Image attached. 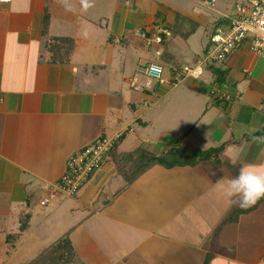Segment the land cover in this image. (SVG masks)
I'll use <instances>...</instances> for the list:
<instances>
[{
	"label": "crops",
	"instance_id": "0c3cea01",
	"mask_svg": "<svg viewBox=\"0 0 264 264\" xmlns=\"http://www.w3.org/2000/svg\"><path fill=\"white\" fill-rule=\"evenodd\" d=\"M18 1L0 0V160L9 165L4 174L10 184L9 203L0 210V242L6 245L0 247V264H27L34 253L38 256L66 234L74 251L70 264H203L207 255V264H264V201L231 222L227 218L240 206L239 197L229 201L218 189L219 182L241 169L264 171V132L258 133L264 129V95L220 92L212 75L211 82L201 75L168 89L124 75L127 49L133 48L139 62L153 58L146 64L161 65L164 78L172 81L176 70L202 55L207 44L204 33L200 36L202 21L187 17L198 26L184 36L187 24L168 18L163 27L154 22L162 21L158 17L140 30L126 26L119 35L109 31L96 45L81 17L71 23L64 16L55 19L50 0H23L24 7ZM161 29L170 35H161ZM145 32L149 36L143 37ZM153 34L161 36L159 43L151 40ZM55 37L73 39L68 60L56 59L46 47ZM217 69L225 72L227 82L240 83L244 77L254 92L256 82L264 84V58L246 45L233 50ZM230 71L240 77L229 80ZM240 99L250 101L252 108L237 110ZM260 99L263 103L253 105ZM241 112L244 118L238 121ZM116 133H121L116 154L139 148L160 154L177 144L187 153L216 150L196 165L154 163L130 184L117 173L110 154L76 195L54 189L72 154ZM214 156L221 164L212 162ZM37 194L39 202L50 196L45 205L54 200L38 215L37 202H31Z\"/></svg>",
	"mask_w": 264,
	"mask_h": 264
},
{
	"label": "rangeland",
	"instance_id": "374dc122",
	"mask_svg": "<svg viewBox=\"0 0 264 264\" xmlns=\"http://www.w3.org/2000/svg\"><path fill=\"white\" fill-rule=\"evenodd\" d=\"M52 1L50 4L51 8V14L52 17L54 16L55 19L57 17L64 16V19L68 20V22L71 23V20L73 17L79 18L81 17L84 19L87 23V27L89 30L93 31V36L95 40V44H99L101 42V39L108 36L107 32H114L119 35L120 31L123 30L124 27H126L128 30H132L131 27L138 26L139 30L141 28H144V25H152L155 18L159 17V20L162 19V21H154L157 22V24H160L161 22L164 23L163 27L167 26L168 18H173L175 20V23L179 25H184L186 28L188 27V22L184 21V19L189 17L190 19H198L199 21H202V40L203 42L207 39H205V32L207 34L211 32L212 28L215 27L216 22L219 20H222V15L220 13H230L233 9V5L237 0H216L215 5L213 7L208 6L204 0H50ZM18 4L21 7H24L26 2L23 0H19ZM85 4H88L89 6L85 8ZM176 16V18H174ZM124 17L126 19L124 20ZM100 21L107 23L106 27H103L100 25ZM136 23V24H134ZM169 24V23H168ZM84 25V24H81ZM141 27V28H140ZM189 28V27H188ZM87 28H85L84 33H87ZM155 28L151 29L154 30ZM81 27V32H82ZM83 33V34H84ZM197 38V35L192 38V40H195ZM199 38V37H198ZM105 40V38H104ZM120 46H115V52L113 53V64L112 67L118 68L117 64L119 63V57L117 54L119 53ZM128 48V58L126 59V63L128 64V69L126 68L124 75L128 77H134L136 75V81L142 82V83H150L152 86L156 84V81L147 75L144 74L143 70L148 65L146 62L153 61L154 59L150 58V60H141L138 61L135 53V49ZM193 49V48H192ZM198 49V48H197ZM98 50V49H97ZM114 50V49H113ZM196 50V49H193ZM199 53V50L197 51ZM102 56L106 55L107 52L104 50V53H101ZM207 53L202 52V55L199 57L201 58ZM144 57V55H142ZM249 57L252 59V61L257 60L260 62L261 59L255 58L251 55ZM183 59V58H181ZM104 60V58L102 59ZM184 60L188 61L184 58ZM249 61V59H248ZM143 63V64H142ZM196 63V62H195ZM195 63H193L191 66H194ZM150 64V63H149ZM217 64H220V62H209L208 65L203 66L202 78H206L208 82H211V75L213 77H219V79L212 83L213 86H216V89L220 92L227 93L228 95H235L236 93H247V94H256L258 95L263 94L264 95V84H261L260 82H256V91H252L251 89H248L246 86V83L248 81L241 77L240 80H244L240 83H232L231 81L227 82L224 81V79H227V75H225L224 71H218ZM137 66H140L139 68ZM113 69H111L112 71ZM163 75V73H162ZM199 76V77H200ZM230 76L238 77L236 71H230V74L228 75V79L230 80ZM164 77V76H162ZM198 77V78H199ZM240 77V76H239ZM256 77L255 74L253 75V78ZM168 81V79H166ZM182 82V81H181ZM161 84V83H160ZM179 84V83H178ZM162 85L165 86L166 89L170 88V85L172 87H175L176 85L165 83ZM212 93V92H211ZM214 94V93H213ZM144 95V93H143ZM148 95V94H147ZM261 100V99H260ZM250 102V101H249ZM246 102L242 99L239 101H235V104H237V110H244L245 105H251L252 103ZM263 103L261 101H255L253 105H259ZM248 105V106H249ZM252 108L251 106H249ZM174 116V115H173ZM242 118H244L243 112L240 113L238 121H242ZM186 122V117H181ZM168 135L175 136L173 133H167ZM196 134V133H195ZM168 136V137H171ZM172 143H179V139L176 141L174 138H171ZM165 151V150H164ZM6 169H9V165L6 162H3L0 160V210H4L9 201V196L7 190H10V184L8 182L7 175L4 174V171ZM22 180H25V176H23ZM7 183V184H6ZM8 186V187H7ZM103 191L105 193L108 192L107 186H104ZM15 193H17L16 189L14 188ZM6 192V193H4ZM37 194L34 198H31V202L34 205L37 202V208L35 214H42L46 211H48L54 203V200L51 198L50 203L47 205H39ZM37 197V201H36ZM6 206V207H5ZM40 209V210H39ZM3 214H6V211H3ZM37 242L39 243L40 240L37 239ZM0 247L5 248L6 245L2 244L0 242ZM34 251H37L34 249ZM36 258L37 253L33 254ZM27 256V255H26ZM28 257V256H27ZM26 257V260H29ZM32 258V259H34ZM31 259V258H30ZM31 259V260H32ZM25 260V261H26Z\"/></svg>",
	"mask_w": 264,
	"mask_h": 264
},
{
	"label": "built area",
	"instance_id": "2783aa9c",
	"mask_svg": "<svg viewBox=\"0 0 264 264\" xmlns=\"http://www.w3.org/2000/svg\"><path fill=\"white\" fill-rule=\"evenodd\" d=\"M213 7L216 0H204ZM226 21L224 27H217L210 37L212 45L204 56L199 58L194 66L184 65L176 70L173 82L162 77L163 67L157 63L148 64L143 72L155 81L176 85L186 78H198L202 74L203 66L209 62H222L240 45H246L250 53L264 58V0H237L230 13H220ZM161 33L170 35L167 29H161ZM144 37L145 34H142ZM146 37V36H145ZM152 41L159 43L161 36L153 34ZM200 70L198 77L194 73ZM121 133L112 136H100L87 143L78 152L72 154L66 161V167L61 177L55 181L53 187L65 196H74L78 190L88 181L90 175L109 160V152L117 143ZM50 196H44L40 205H45Z\"/></svg>",
	"mask_w": 264,
	"mask_h": 264
},
{
	"label": "trees",
	"instance_id": "16d2710c",
	"mask_svg": "<svg viewBox=\"0 0 264 264\" xmlns=\"http://www.w3.org/2000/svg\"><path fill=\"white\" fill-rule=\"evenodd\" d=\"M48 14L45 13L43 17L42 33L45 34L48 28ZM189 23L188 29L185 30V34L189 35L193 33L197 26V22H193L190 19H186ZM226 24L225 20H219L216 22L215 27L212 28L211 32H207V44L204 53H207L212 45L210 41L211 35L214 33L217 27H224ZM179 25V24H177ZM143 29V28H141ZM163 33H161L162 35ZM146 36H149L148 32H145ZM110 38V37H109ZM74 41L70 37H55L50 42H47L46 47L52 52V56H56V59L68 60L69 55L73 49ZM59 59V60H60ZM182 68V67H181ZM180 68V69H181ZM178 69V70H180ZM218 71H220L218 69ZM219 79L217 76L216 81ZM173 82V79H172ZM264 132L258 131V133ZM117 143L114 144L109 152L112 159L116 164V171L120 174L126 181L127 184L132 183V181L141 174L145 169L154 163L161 164L164 167H173L177 165H196L201 161H207L210 156L215 152V148H208L202 150L200 148H194L191 152L187 153L183 146L177 144L172 145L170 148L166 149L160 154L149 152L145 149L139 148L136 151L125 152V153H114ZM212 162L216 164H221L217 156L213 157ZM229 166V164H226ZM230 169V166H229ZM264 201V198L258 200L254 205L250 207H234L232 208L227 220L236 222L238 216L242 213H247L254 209V207ZM25 227H20L23 230ZM74 256V251L70 246L68 235H64L59 238L55 243H53L48 248L44 249L36 258L30 260L27 264H70L71 259ZM211 255H207L203 264H207Z\"/></svg>",
	"mask_w": 264,
	"mask_h": 264
},
{
	"label": "clouds",
	"instance_id": "9594fccd",
	"mask_svg": "<svg viewBox=\"0 0 264 264\" xmlns=\"http://www.w3.org/2000/svg\"><path fill=\"white\" fill-rule=\"evenodd\" d=\"M85 8L89 5L85 4ZM200 70L194 73L198 77ZM218 189L222 195L231 201L232 197H239L241 207H250L264 198V171L244 168L232 178L219 182Z\"/></svg>",
	"mask_w": 264,
	"mask_h": 264
},
{
	"label": "water",
	"instance_id": "95a60500",
	"mask_svg": "<svg viewBox=\"0 0 264 264\" xmlns=\"http://www.w3.org/2000/svg\"><path fill=\"white\" fill-rule=\"evenodd\" d=\"M109 200H110V198H109Z\"/></svg>",
	"mask_w": 264,
	"mask_h": 264
}]
</instances>
